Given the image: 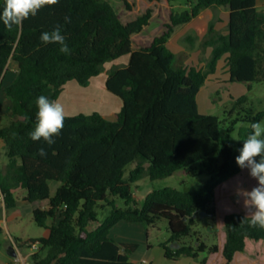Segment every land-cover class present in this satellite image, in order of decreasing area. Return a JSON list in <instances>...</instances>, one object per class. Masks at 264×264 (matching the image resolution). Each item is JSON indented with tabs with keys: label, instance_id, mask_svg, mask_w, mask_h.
Listing matches in <instances>:
<instances>
[{
	"label": "trees",
	"instance_id": "1",
	"mask_svg": "<svg viewBox=\"0 0 264 264\" xmlns=\"http://www.w3.org/2000/svg\"><path fill=\"white\" fill-rule=\"evenodd\" d=\"M4 4L0 0V13ZM221 7L230 11L227 31L210 25L202 44L203 49H211L206 66L185 65L168 47L175 28L206 9ZM66 16L71 23H65ZM151 17L148 10L124 23L109 0H59L11 30L0 21V91L12 101L14 117L0 129L8 159L0 173V195L7 211L17 207L18 190L26 192L23 202H47V207L33 210L37 226L48 231L38 241L39 251L46 250V255L36 252L31 264H133L131 256L138 246L110 237L112 227L121 221L147 227L167 221L171 237L162 247L168 260L219 252L218 245L208 246L199 238L196 247L181 244V240L194 235L196 218L202 213L216 218V189L243 170L235 157L252 129L240 133L237 146L229 142L228 134L238 122L251 125L264 113L235 119L223 137L221 120L200 113L197 97L226 55L231 82H264V10L257 8L256 0H194L188 10L171 12L167 30L150 45L135 49L133 36L149 26ZM56 28L65 37L70 54L61 53L58 44L40 41L43 32ZM187 41L194 47L196 38ZM126 55L129 63L112 68L106 81L108 91L122 101L116 121L97 112L67 116L51 146L30 138L40 95L58 100L72 81L86 87L107 62ZM11 61L18 72L3 88ZM247 101L248 96H242L238 104ZM41 147L47 151L44 157L39 155ZM179 173L191 178L207 174L209 179L198 191L166 187L151 191L142 201L135 199L133 186L140 181ZM105 205L110 214L101 223L98 209ZM249 221L241 213L224 217L227 264L237 253L249 250L256 254L248 242H264V229L251 227ZM3 232L0 226V236Z\"/></svg>",
	"mask_w": 264,
	"mask_h": 264
},
{
	"label": "rangeland",
	"instance_id": "2",
	"mask_svg": "<svg viewBox=\"0 0 264 264\" xmlns=\"http://www.w3.org/2000/svg\"><path fill=\"white\" fill-rule=\"evenodd\" d=\"M109 1L115 6L124 23L133 21L137 17L144 15L148 10H151L152 17L149 26L145 27L142 33L133 36V47L135 49L150 45L155 37L162 35L167 30L165 26L170 23V15L173 10L183 12L194 5V0H174L172 3L166 1L149 2L145 0ZM216 9H214L215 20L218 19V14H220L219 10ZM204 20L208 21L207 15H204L198 21ZM175 33L176 40L174 41V45L172 43L171 46L174 48L175 53L178 54L179 60L184 61L188 58L186 61L188 66H196L198 68L206 66L208 56L210 57V55L205 52L207 49H203L202 47L205 36L203 37L200 34V40H198L199 37L195 31H192L191 28L185 30L182 27H177ZM188 37L196 38V42L194 43H198L197 48L198 51L200 50L199 53L195 51L189 57L186 53L183 55V52L180 53L183 49H194L193 44L187 41ZM129 60L130 56L126 55L117 60L107 62L104 71L99 76L93 78L91 83L86 87L81 86L75 81L68 83L65 91L58 99L64 106L65 117L80 114L90 115L95 112L102 114L117 108L116 103L121 104L122 101L119 97L108 91L106 79L112 68L123 66L125 61L129 63ZM227 65L223 58L218 62L216 72L209 75L197 97L200 113L214 115L221 120L220 133L223 137L227 135V130L235 119H243L247 115L256 116L259 113H264V82L252 84L231 82ZM17 72V64L11 61L8 65V72L3 80V88L12 83ZM250 85L251 90H249ZM77 87L79 90H76ZM242 96H248V101L243 105H239L238 102ZM234 108V113L230 114ZM0 115V129L10 124L14 119L12 114V101L6 96L3 89L0 91ZM259 122L264 127V117ZM250 126L249 122H238L234 131L228 134L229 142L237 146L241 141L240 133L249 129ZM7 163L8 159L5 148H0V173L5 170ZM130 170L131 166L126 170V177ZM208 179L209 176L207 174L198 178H191L179 173L166 179L156 181L147 179L140 181L133 186V193L137 201H142L151 191L166 187H173L187 192L198 191L204 187ZM256 183L249 176L248 170L243 169L239 175L220 185L216 189V218L212 220L204 214L197 217L194 235L189 238H183L181 244L196 247L198 245V238L208 246L221 244L225 229L224 217L226 215L241 213L250 217L243 197L238 196L237 193L241 190L250 191ZM54 191L55 186L52 185V192L54 193ZM25 194L26 192L24 190H18L15 194L18 198L17 207L8 211L5 209L3 197L0 195V218H3L0 226L4 230L0 236V264H7L12 260L14 262L11 264H24L15 261L16 257L12 258L8 255L10 246H17L24 262L31 264L29 243L38 242L47 233L44 228L37 226L33 217V210L39 207H47V202H36L33 204L23 202L22 198ZM117 202L121 207L125 206L123 200L118 199ZM109 211L110 208L106 205L105 208H99V219L103 220L105 215L109 214ZM150 234V241L154 245L169 240L171 233L167 221L162 220L157 223L155 228H150ZM12 239L14 240L12 241ZM38 252H40L41 257L46 255V250ZM243 264H247V262Z\"/></svg>",
	"mask_w": 264,
	"mask_h": 264
},
{
	"label": "clouds",
	"instance_id": "3",
	"mask_svg": "<svg viewBox=\"0 0 264 264\" xmlns=\"http://www.w3.org/2000/svg\"><path fill=\"white\" fill-rule=\"evenodd\" d=\"M57 3L59 0H5L0 21L11 30L13 26H22L25 20L34 17L43 7ZM64 20L65 23L72 22L69 16L64 17ZM40 41L45 45L58 44L61 53L66 55L71 53L59 28L51 32H43ZM36 105L38 108L36 123L34 130L29 133L30 138L33 141L43 140L51 146L55 143L54 137L59 136L64 127V106L58 100H50L44 95L36 99ZM250 127L252 131L239 149L235 162L241 169H247L249 176L257 183L250 191L241 190L237 195L243 197L245 207L250 214V226L264 229V127L261 122L252 123ZM38 151L41 157L47 155L44 147Z\"/></svg>",
	"mask_w": 264,
	"mask_h": 264
},
{
	"label": "crops",
	"instance_id": "4",
	"mask_svg": "<svg viewBox=\"0 0 264 264\" xmlns=\"http://www.w3.org/2000/svg\"><path fill=\"white\" fill-rule=\"evenodd\" d=\"M256 6L259 10H264V0H256ZM216 10H219V12H220V14H218L217 20H215L216 17L214 14V9H206V10L202 11L201 15L198 18H195L194 20H192L188 24L178 26V27H182L185 30L191 28V30L195 31V33L198 35V37H199L198 40H200V34H202L203 37L207 35L211 23H214V27L217 31L222 32V33H226L228 23H229V19H230V11L226 7L217 8ZM204 15L205 16L207 15L208 21H206V20L198 21ZM175 31H177V28H175ZM175 31L172 34V36L168 42L169 49L174 53H175V50H174V48H172L171 44L173 43V45H174V43H175L174 41L176 40ZM197 44L198 43L195 44V46L193 47L194 48L193 50L192 49L191 50H187V49L184 50L183 49L180 53L183 52L182 55L186 53V54H188V57L191 54H193L195 51H197V53H199L200 50L198 51ZM205 52H207V54L210 55L211 49L209 48ZM176 56L179 59L178 54H176ZM227 57H228V55L223 57V59L226 61V63H227ZM208 58H209V56H208ZM187 60H188V58L186 60H184L183 63L188 66V64L186 63ZM127 64L128 63L125 61V63L123 65H127ZM227 70L229 73L228 65H227ZM229 75H230V73H229ZM5 76H6V74H5ZM15 77H14V79H15ZM14 79L12 80V82L14 81ZM106 81H107V79H106ZM66 85L64 86L61 95L65 91ZM76 90H79V88L77 87ZM77 92H80V91H77ZM118 104L119 103L117 102L116 103L117 108H115L113 110H109L107 112H104L101 115L104 118H106L107 120L116 121L117 116H118V114L121 110V107H122V103L119 105ZM0 148H4V143L2 141H0ZM52 194H54V193L52 192ZM109 214H110V211H109ZM109 214H106L105 218L103 220H100V222L102 223L108 217ZM2 221H3V218H0V222H2ZM155 227H156V225L151 226V227H147L143 224H138V223L133 224V223L121 221L112 227L111 232H110V237L113 238L118 243H130V244H136L138 246L137 250L131 256V262L133 264H170V263L171 264H227V262L223 256V248H224L225 236H226L225 235V229H224V233H223L222 243L217 244L219 247L218 253L201 254L199 256V258L182 257L176 261H173V260H168L165 258V250L162 247V244L165 242H159L158 244L154 245L150 241L151 240L150 239V235H151L150 234V228H155ZM46 232L47 233L45 236L48 235L47 230H46ZM13 240L14 239H12V241ZM249 246L253 247L256 254H252L251 252H249V250L242 252V253H237L235 255L233 261L230 264H243L246 262H247V264H264V242H259V243L248 242L247 247H249ZM202 260H205L206 262L202 263ZM12 262H14V261L12 260L7 264H11Z\"/></svg>",
	"mask_w": 264,
	"mask_h": 264
},
{
	"label": "built area",
	"instance_id": "5",
	"mask_svg": "<svg viewBox=\"0 0 264 264\" xmlns=\"http://www.w3.org/2000/svg\"><path fill=\"white\" fill-rule=\"evenodd\" d=\"M40 242H30L29 243V251H30V256H32L33 254H35L36 252L39 251L40 249ZM16 248V252H17V257L15 258V261H18L19 263H24L26 264V262H24L23 258L21 257V254L17 248V246L15 247Z\"/></svg>",
	"mask_w": 264,
	"mask_h": 264
},
{
	"label": "water",
	"instance_id": "6",
	"mask_svg": "<svg viewBox=\"0 0 264 264\" xmlns=\"http://www.w3.org/2000/svg\"><path fill=\"white\" fill-rule=\"evenodd\" d=\"M204 213H202L201 215H203ZM206 215V214H204ZM207 216V215H206ZM8 255L12 258H15L17 257V252L15 250V247L14 246H10L9 249H8Z\"/></svg>",
	"mask_w": 264,
	"mask_h": 264
}]
</instances>
